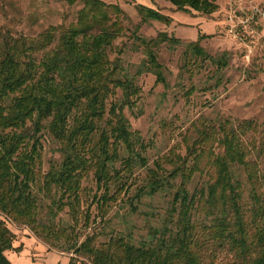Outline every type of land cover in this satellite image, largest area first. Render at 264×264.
I'll list each match as a JSON object with an SVG mask.
<instances>
[{
  "label": "trees",
  "instance_id": "trees-1",
  "mask_svg": "<svg viewBox=\"0 0 264 264\" xmlns=\"http://www.w3.org/2000/svg\"><path fill=\"white\" fill-rule=\"evenodd\" d=\"M166 1L204 16L218 9V0ZM82 2L76 24L50 26L35 38L0 33V264H12L10 224L72 255L70 264H264V132L252 120L237 126L198 121L191 126L195 138L185 134L184 156L171 152L151 166L148 144L132 131L125 111L141 98L138 77L151 74L167 85L158 50L182 42L167 32L144 38L137 26L130 49L144 58L130 75L122 58L127 46L115 59L110 54L131 32L124 11L102 0ZM137 11L142 23H172L159 10L138 5ZM207 61L228 67L227 54L214 58L201 41L189 43L182 70L193 74ZM47 136L61 158L44 172ZM138 169L145 177L129 198L131 212L144 197L169 192L162 227H149V240L138 243L114 232L83 237L98 219L108 223L112 204L136 184ZM197 177L201 185L191 191ZM90 178L96 191L84 186ZM66 210L70 222L64 223Z\"/></svg>",
  "mask_w": 264,
  "mask_h": 264
},
{
  "label": "rangeland",
  "instance_id": "rangeland-1",
  "mask_svg": "<svg viewBox=\"0 0 264 264\" xmlns=\"http://www.w3.org/2000/svg\"><path fill=\"white\" fill-rule=\"evenodd\" d=\"M102 1L119 5L124 11L125 24L131 32L115 43L110 54L111 59H115L117 49L127 46L122 58L130 75L136 73L144 58L141 52L134 53L130 49L133 43L131 33L137 26H140L139 35L144 38H156L159 33L167 32L182 42L175 50L168 45L158 50L167 85L156 84V77L151 74L138 77L141 98L133 110L125 111L132 131L139 132L148 144L146 157L151 166L171 152L184 156L185 134L188 132L195 138L191 126L198 121L218 123L228 120L237 126L242 121L252 120L258 124L259 132H264V0H218V9L211 16L177 11L166 0ZM138 5L169 16L171 25L142 23ZM82 8V0H0V33L11 32L14 36L35 38L50 26L76 24ZM198 41L214 58L227 54L228 67L220 69L215 63L207 61L202 69H196L193 74L182 70L186 46ZM120 96L121 93L117 97ZM43 146V170L46 172L52 163L60 161L61 156L58 144L49 136L45 138ZM136 176V184L127 195L123 194L118 203L112 204L106 217L108 223L100 224L98 219L92 229L81 231L83 237L93 232H114L131 234L134 243H138L149 240V227H162L165 212L172 200L171 193L144 197L141 203H135L138 211L132 213L129 198L143 184L145 171L138 169ZM201 182L197 177L190 186L191 191ZM84 186L96 191L92 178ZM98 213L94 206L93 217H97ZM60 219L64 223L70 222L68 210L61 214ZM9 228L15 235L13 247L26 250L32 264L47 259L50 253L72 257L51 248L26 226L10 224ZM107 239L101 240L104 242ZM38 248L43 251L38 252ZM6 255L12 264H26L27 258L22 262L15 251H8ZM54 261L55 258L50 255L46 264H54ZM65 261L63 259L62 264H67ZM225 262L223 260L220 264Z\"/></svg>",
  "mask_w": 264,
  "mask_h": 264
},
{
  "label": "crops",
  "instance_id": "crops-1",
  "mask_svg": "<svg viewBox=\"0 0 264 264\" xmlns=\"http://www.w3.org/2000/svg\"><path fill=\"white\" fill-rule=\"evenodd\" d=\"M12 251H15L18 254V257H19V259L22 262L24 261V258H27L26 264H32V260L29 259L28 255L26 253L27 251L24 250L22 247L16 248V249L13 247V250ZM42 251H43L42 248H38V252H42ZM23 254H24V256H22ZM50 255H52L55 258L54 264H62L63 263V259H66L65 262L67 264H70V258L60 256V255H58L56 253H50L48 255L47 259H40L39 261H37L38 262L37 264H46V261L48 260V258L50 257Z\"/></svg>",
  "mask_w": 264,
  "mask_h": 264
}]
</instances>
